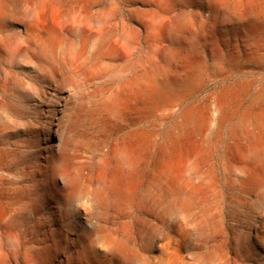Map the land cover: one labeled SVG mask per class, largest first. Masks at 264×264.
<instances>
[{
  "label": "rangeland",
  "instance_id": "1",
  "mask_svg": "<svg viewBox=\"0 0 264 264\" xmlns=\"http://www.w3.org/2000/svg\"><path fill=\"white\" fill-rule=\"evenodd\" d=\"M31 1L0 0V37L28 39L22 7ZM77 1L96 3L131 52L117 49L100 65L88 58V43L72 78L29 48L20 57L0 49V126L10 127L0 133V220L19 209L0 236V254L36 250L43 264H264V0L173 1L172 31L152 61L145 57L152 2ZM161 78L167 91L156 95ZM111 99L121 102L117 111L106 106ZM119 145L133 155L132 173L111 159ZM98 182L113 186L101 230L124 238L123 258L101 263L97 239L83 236L98 213L73 197L96 192ZM11 233L17 247L5 242ZM7 257L0 264H22Z\"/></svg>",
  "mask_w": 264,
  "mask_h": 264
},
{
  "label": "bare ground",
  "instance_id": "2",
  "mask_svg": "<svg viewBox=\"0 0 264 264\" xmlns=\"http://www.w3.org/2000/svg\"><path fill=\"white\" fill-rule=\"evenodd\" d=\"M149 1L154 4L156 10L155 11L153 10V12L145 14V26L147 31V37L149 40L145 57L147 60L152 61V58L157 56L160 51L159 42L162 40V38L165 36L166 33L170 34V32L172 31L170 27V19H171L173 1H175L176 3L177 2L182 3L184 0H149ZM208 1H212V0H208ZM96 8H97L96 3H93L90 6L85 7L77 0H32L30 3L27 2L26 5L22 7V12H23L22 16L24 18V21H26L32 28L31 33L28 34V39L26 41H23L22 39L16 37L11 40L9 39L5 40L2 37H0V49L2 50L3 53L9 56L20 57L21 48H26V49L29 48L33 52H36L40 60H45L51 64L57 62L60 65H62L67 71L68 75L72 78L76 76V71L73 67V64L74 62L85 60L84 59L86 58L85 51L88 43L94 44L93 51L88 58L90 60L98 59L100 65H103V62L108 60L110 57H113L117 49L123 48L126 49L128 53L131 52V46L116 31V29H109L106 26V19L104 14L101 11H97ZM219 11L223 15L225 14L224 7H220ZM3 16L4 15L2 11H0V18ZM233 19L234 18L230 14L225 15V20L232 21ZM77 42L80 45L79 49L75 48ZM110 42H112L113 45H111ZM55 52H57V54ZM28 64L32 65L31 62H28ZM145 79L147 78L145 77ZM187 79H189V77ZM166 85L167 84L165 83L163 78L158 79L156 81L154 80V83L152 85V88L154 89V94L156 95L165 94L167 91ZM106 106L112 111L113 110L117 111L121 106V102L116 99H111L106 101ZM175 107L176 105L174 104V102H172L169 105H167L165 108H163V111L168 113L171 110H173ZM187 115L188 114L186 112L182 113L181 117L183 118L181 119L184 118L186 119ZM9 128L10 127L6 124L1 125L0 133L7 132ZM173 132L171 133L173 134ZM63 149L64 148L62 147L61 151H63ZM126 149L121 148V146L120 148L114 149L111 152V159L113 160L117 168L121 170V172L128 173L131 172L133 168L134 158L133 155L129 151H127L128 149L127 150ZM129 150L131 149L129 148ZM261 150H264V147H262ZM54 168L57 172H59V174L60 172H63L64 169L63 164L59 161L56 162ZM169 169L170 167L166 165L161 171H159L158 174H156V177L154 178V182L160 181L162 176L166 175V173L169 172L168 171ZM153 172L155 171L153 170ZM115 173H117V169ZM112 175H111L112 179L114 177L116 178V176L113 177ZM170 177L171 175L169 176V178ZM65 179L67 180L66 181L67 185H71L72 180L68 179L67 177H65ZM173 182L176 183V181ZM178 183L179 182H177L176 184L178 185ZM97 184L98 187L96 192L86 193L83 194L82 196L73 195V197L80 198L84 202L89 203L95 208V210L98 213V219L96 220L95 223L91 225V227L88 230L83 231V236L86 238H91L94 236L95 237L94 239H97L102 255V257L98 261L99 263H101L107 257H111L115 259L123 258V254L121 250H122L124 238L120 237L116 239L102 232L100 225L101 218L99 217V215L102 216L103 213L108 209V201L110 196L112 195L113 186L111 184L104 182H98ZM126 186L127 187L125 188L126 189L125 192L129 194L133 186L132 187L131 185L130 186L126 185ZM169 186L170 184H168L167 187ZM183 188L185 187L183 186ZM184 190L174 189L173 192L172 191L171 192L172 194L179 195L180 197H182L183 195L186 196V192H184ZM189 197L190 196H188L187 198ZM169 198H171V196ZM182 204L176 206L175 208L178 210L182 209L183 208L181 207ZM9 208L10 211L7 212V214H5V216L2 217L0 220V223L2 224V226L0 227V236L3 237L6 235V233H8V231H10V228L13 225H15L17 222V215L14 213L19 209L12 206ZM5 242L7 245L10 244L12 247H17L16 238L12 233L6 238ZM15 255H18L20 257L22 264L44 263V257L40 252H37L36 250H30V249L18 248V247L16 248L15 253L12 252V254L9 255L8 257L0 254V262H4L6 257L8 258V261L14 262ZM66 263L68 264V259L66 260ZM76 264H83V262H78Z\"/></svg>",
  "mask_w": 264,
  "mask_h": 264
}]
</instances>
